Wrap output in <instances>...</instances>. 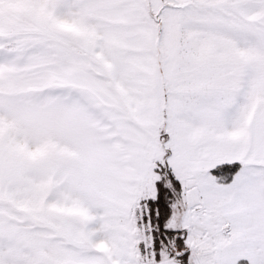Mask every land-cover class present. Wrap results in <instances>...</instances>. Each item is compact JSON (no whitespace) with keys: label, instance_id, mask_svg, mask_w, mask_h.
Instances as JSON below:
<instances>
[{"label":"snow or ice","instance_id":"snow-or-ice-1","mask_svg":"<svg viewBox=\"0 0 264 264\" xmlns=\"http://www.w3.org/2000/svg\"><path fill=\"white\" fill-rule=\"evenodd\" d=\"M0 264H264V0H0Z\"/></svg>","mask_w":264,"mask_h":264}]
</instances>
